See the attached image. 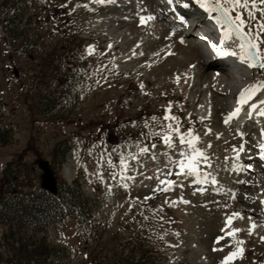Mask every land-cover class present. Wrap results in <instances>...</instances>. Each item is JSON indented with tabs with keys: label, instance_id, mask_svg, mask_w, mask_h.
Returning a JSON list of instances; mask_svg holds the SVG:
<instances>
[{
	"label": "rangeland",
	"instance_id": "rangeland-1",
	"mask_svg": "<svg viewBox=\"0 0 264 264\" xmlns=\"http://www.w3.org/2000/svg\"><path fill=\"white\" fill-rule=\"evenodd\" d=\"M5 1L0 0V203L10 201L15 192L20 207H25L27 197L20 191H40L43 172L38 161L46 159L59 182L75 186L92 200L96 221L70 215L53 224L41 217L34 220L31 214H0V264H17L18 245L31 248L42 243L50 250L46 264H219L231 249L213 248L225 243L218 245L216 237L222 235L232 203L237 204L236 211L242 207L246 214L244 208L258 211L264 195L263 180L252 202H245L237 193L240 186L233 187L238 178L231 166L234 160H225L232 156L231 146L242 142L237 130L244 131V140L251 144L249 148L245 144V149L254 153L252 136L264 127V117L257 128L249 122L244 128L223 122L232 90L226 94L213 89L218 83L222 90L233 85L228 72L214 73L204 53L186 37L183 43L177 35L169 39V30L161 27L170 25V16L158 13L157 22L140 25L137 13L147 11L145 0H113L103 5L92 0H25L23 14L24 20L30 19L29 26L19 25L12 35L1 22L6 16ZM148 1L150 11L155 10L156 0ZM186 21L170 28L185 32L192 19ZM200 30L195 25L186 36L192 40ZM87 45L95 46L96 53L81 59ZM137 54L143 56L137 59ZM256 77L254 72L252 78ZM169 103L171 113L181 120V131L192 127L199 135V146L212 162L211 167L202 163L201 168L216 176L223 192L213 191L210 184L202 185L207 189L203 194L195 191L200 185L177 177L175 168L164 167L159 140H145L141 135L146 131L144 121L153 115L162 117ZM207 103L211 104L207 114L197 113ZM136 139L155 142L152 151L157 159L146 155L142 163L134 162L135 178L126 181L128 189L120 186L125 181L119 177L113 180L106 167L105 181L112 185L111 191L85 173L84 165L89 173L96 170L101 151L96 148L89 156V146L98 143L112 149ZM249 161L253 167L245 172L264 179V171L257 167L261 161ZM157 168L173 172L167 177L176 181L171 191L153 194ZM228 189L235 190L234 200L225 194ZM181 195L189 203L179 202ZM147 196L151 199L145 201ZM166 200L176 201L175 206ZM237 228L243 229L237 238L244 241V252L233 264H264L262 235Z\"/></svg>",
	"mask_w": 264,
	"mask_h": 264
},
{
	"label": "snow or ice",
	"instance_id": "snow-or-ice-1",
	"mask_svg": "<svg viewBox=\"0 0 264 264\" xmlns=\"http://www.w3.org/2000/svg\"><path fill=\"white\" fill-rule=\"evenodd\" d=\"M92 2L103 5L113 2V0H92ZM167 4L172 5L173 0H167ZM190 5H195L202 10L213 23L214 29L218 32L217 41H213L207 36L201 37V39L207 42V45L216 57L235 58L239 63L246 65L248 69H257L260 73V76L253 82L239 90L235 107L225 115L223 122L230 124L234 118L240 115L244 106L248 107V118H252L253 115L257 118L264 117V0H181L180 6L184 9H189ZM79 6L77 5V7ZM83 7L88 8V4H84ZM137 15L139 17V23L142 26L155 20L153 14L145 16L137 13ZM177 18L182 21L184 20L182 15H178ZM172 35H175V29H173ZM180 41L183 43V37L180 38ZM108 47L110 48L111 45L109 44ZM95 53V46L87 45L81 59ZM168 54H171V52ZM154 55H158V53H154ZM179 80L180 77L177 76L176 82L179 83ZM140 87L143 89V84ZM258 94H261L262 98L254 100V97H257ZM171 108L172 105L169 103L165 107L162 117L153 115L148 120H145L144 128L146 131L141 135L145 140H159L164 149L162 153L165 157L164 167L167 169L175 168V175L177 177H183L184 179H188L192 184L200 185L195 191L203 194L207 189L202 185L210 184L213 186V191L218 193L223 192L224 189L219 186V181L216 176L201 168L202 163L211 167L212 162L203 148L199 146V135L195 133L192 127L181 131L183 127L181 120L171 113ZM200 119L203 120L205 117H200ZM208 131H211V129H208ZM237 134L241 137L242 142L239 146H231L232 156H226L225 160L233 159L234 162L231 165L232 170L241 172L252 169L253 166L251 163L246 165L241 163V154L246 151L250 152L251 149H245V144L247 143L244 140L245 133L237 130ZM260 136V141L254 146L259 149L257 155H259L261 161H264V127L260 129ZM217 137H219V133H217ZM156 147L157 144L155 142L145 144L141 139L125 141L123 144L112 149H106L102 144L94 143L86 149V152L91 156L93 150L96 148L101 149L95 161L96 170L89 173L87 165H84V171L87 175H94L100 183L105 184L107 189L111 191L112 185L107 184L105 181L104 169L106 167L108 169V175L113 180L119 177L120 180L125 181L120 186L128 189L130 185L126 181L135 178L134 162L142 163L141 157L146 155L150 159L156 160L155 152L152 151ZM208 147H211L210 143ZM132 149H135V151ZM114 155L116 156L115 160L113 159ZM251 158V156L248 157L249 160ZM77 163H80L79 159ZM156 172L159 174L155 177L158 183L152 190L153 194L158 191H171L176 181L167 179V177L172 175L173 172H163L160 168H157ZM161 175L165 178L162 179ZM151 178L149 177V179ZM237 183L245 184L249 182L237 180ZM160 185H164V187L161 188ZM183 186V184L180 185V187ZM261 191L264 192V189ZM225 194L229 195L233 200L236 198L234 189H228ZM149 199H151V196L144 197L145 201ZM178 199L179 202L184 204L189 203L182 195ZM245 199H250V197L245 194ZM165 203H169L170 206H175L176 201L166 200ZM259 203L264 208V197L260 199ZM224 207H228V205L225 204ZM152 211L155 213L157 209H152ZM159 211H163L162 206L159 207ZM238 218L243 219L242 213L232 212L225 214L224 226L221 228L222 235L216 237V243L218 245L221 241L225 243L221 247H214L213 251H223L224 247H229L231 250L222 257L219 264H233L234 261L243 257L244 249L242 245L244 241L237 238V234L242 229L233 227L234 220ZM144 219L147 220L148 217L145 216ZM159 219L162 220L163 217L160 216ZM248 219L250 221L248 232L251 234L257 225L252 221L251 217H248ZM261 240H264V237H261Z\"/></svg>",
	"mask_w": 264,
	"mask_h": 264
},
{
	"label": "trees",
	"instance_id": "trees-1",
	"mask_svg": "<svg viewBox=\"0 0 264 264\" xmlns=\"http://www.w3.org/2000/svg\"><path fill=\"white\" fill-rule=\"evenodd\" d=\"M16 6V7H15ZM6 16L2 24H5L6 31L9 34H14L19 25L24 27L29 26L30 19L24 20V8L26 7L25 0L15 4V0L5 1ZM12 10V13L10 11ZM9 12V13H8ZM8 14V15H7ZM13 197L9 200L1 201L0 214L15 216L25 214V216L32 215V219L36 220L41 217L48 223H58L63 221L67 216H75L78 219L93 218L92 200L89 197H84L79 193L78 189L64 182H58V191L52 194L46 190H22L20 195L27 197V205L25 207L18 203L15 199L17 195L15 192ZM17 264H46L50 257V250L44 243L35 245L31 248L28 244L18 245L16 248ZM136 264H146L142 261H136Z\"/></svg>",
	"mask_w": 264,
	"mask_h": 264
},
{
	"label": "bare ground",
	"instance_id": "bare-ground-1",
	"mask_svg": "<svg viewBox=\"0 0 264 264\" xmlns=\"http://www.w3.org/2000/svg\"><path fill=\"white\" fill-rule=\"evenodd\" d=\"M155 4H156V7H155V10L153 9V11H150V10H152V7H151V2L150 1H148V0H145V2H144V5L146 6L144 9H146L147 11H145V12H142V13H140V11H139V14L140 15H148V14H153L154 16L155 15H157L158 13H160V14H165V12L164 11H159V8H157V7H161L162 5H164L165 7H169V5L167 4V0L164 2V3H159V0H156L155 2H154ZM152 5H153V3H152ZM191 7V6H190ZM180 9H182L184 12L183 13H185L186 15H188L189 17L190 16H192V15H194L197 11H202V10H200L198 7H193V8H189V9H184L183 7H181L180 6ZM157 17L155 16V19H156ZM174 20V19H173ZM189 20V19H188ZM208 21H210V20H207V19H204V20H201V21H199L198 22V24H196L197 26H199L200 28H201V30L199 31V32H201L202 34H205V32H204V29H203V27H201L203 24H205V22H208ZM154 22H157L156 20H154V21H151V23H154ZM189 22V21H188ZM180 24H184V23H182L181 21H178V20H175V23L174 24H172V25H175V26H179ZM197 28V27H196ZM161 29H163V30H165V29H168L169 31H168V33H167V36H168V38L170 39L171 37H175L176 35H177V37H183V42H185V37H186V33H188V32H190V29L188 28V29H186V31L185 32H176L175 31V35H172V31H173V29L174 28H170V25H167V27L165 28V26H163L162 25V27H161ZM206 29V28H205ZM197 36V34H194V36ZM212 37H214L215 39H216V41H217V39H218V34L217 35H215V32L213 31L211 34H210ZM211 37V38H212ZM208 38L210 39V37L208 36ZM195 40V39H194ZM213 40V39H212ZM197 42V44H195V47H197V49H200L203 53H204V58H205V63L206 64H210V63H213L212 61H215V60H217L218 62H219V64L220 65H222L223 63H225V64H227V63H230L231 64V70H233L234 72L233 73H228V75L230 76V79L233 81L231 84H233L234 85V83H236L237 81H238V78L239 77H243V75L244 76H246L244 73L243 74H239V73H237V66H239L238 64L236 65V63H234V61L231 59V57H228V58H226V59H223V60H226L225 62H223V60H221V59H218L213 53H212V51H211V49L209 48V47H206V48H204V46H205V44H204V42L202 41V40H199V41H197V40H195V43ZM137 56V59H140L143 55L142 54H137L136 55ZM206 60L208 61L209 60V63H207L206 62ZM235 69H237V70H235ZM242 69V67H239V70H241ZM214 70H215V72H218V69H216V68H214ZM213 70V71H214ZM249 70V72L251 73V75L249 74V75H247L245 78H244V80L243 81H245V79L246 78H249V80L248 81H246L245 83L244 82H239V84L240 85H238V90L239 89H241V88H243L245 85H247V84H249V83H251V82H253L258 76H260V73H259V71L257 70V69H248ZM198 71H200V68H198ZM256 73L257 74V77L256 78H252V76H253V73ZM215 75H217V74H215ZM219 76H220V73L218 74ZM237 75V76H236ZM220 82V81H219ZM242 83H244V85L240 88V86H241V84ZM219 85H216V87H214V91H217V92H220V91H223L224 93H228V92H230L229 91V88H230V86L229 87H227L226 86V88H225V90H222V87H220V85H221V83H218ZM227 88H228V91H227ZM212 94H213V91H212ZM259 95V97H257V98H255L254 97V100H256V99H259V98H262L261 97V94H258ZM233 100H236V98H234ZM232 100V101H233ZM210 106V108H211V104L210 105H208V103H207V105H206V107L205 106H203V105H200L198 108H197V113H199V114H203V115H206L207 114V112H208V107ZM218 105H215V106H213V108L214 109H216V107H217ZM213 109V110H214ZM253 117H255V115H253ZM248 121V120H247ZM247 121H246V124H247ZM249 123H253V124H255L254 123V121H248ZM228 125V124H227ZM229 127H231V125H228ZM259 125H256L254 128H257ZM258 132H257V135L256 136H252V138H253V140H254V142H255V144L257 143V142H259L260 141V139H261V136H260V130H257ZM242 132H244L243 130H242ZM247 136H244V139L246 138ZM241 138V137H240ZM250 142L249 141H247V143H246V147H250ZM259 152V149L258 148H256V152H254V153H252V152H247L246 153V155H242L241 154V163L242 164H244V165H246L247 164V162H246V164H245V162L243 161V159H246V160H248V162L250 163L251 161H249V159H248V157L249 156H251L252 158H251V160H260L261 161V159H260V157H259V155H257V153ZM234 162V161H233ZM232 162V163H233ZM232 165V164H231ZM257 167L260 169H258L260 172L262 171H264V161H261V164H259V165H257ZM235 172V171H234ZM235 173H237V175H238V178L236 179V181L234 182V185H233V187L234 186H236V187H238V186H240L239 187V190L237 191V193H238V195L239 196H242L243 198H244V201L245 202H252V197H254L255 196V194L257 193V192H259L260 190H261V185H260V183L264 180L263 178H262V176L261 177H257V175L255 176V175H249V174H247V172H245V171H241V172H235ZM236 175V176H237ZM249 175V176H248ZM243 178H246V179H243ZM237 180H244V181H248L249 183H245V184H240V183H237ZM245 194H247L249 197H250V199H245ZM262 197H264V195H261L260 196V199L262 198ZM260 199H259V201H260ZM237 204H234V203H232V212H240V213H242V215H243V219H236V220H234V222H233V227H234V225L235 224H237V225H239L241 228H246L247 229V231H248V228L250 227V221H249V219H248V217H251L252 218V221H254L255 223H256V225H257V227L252 231V233L251 234H253V235H256V234H261L262 235V237L264 236V218L263 219H261V218H259V216H261V214L260 213H258V212H256V210H253L252 208H244L245 210H246V214H243V210H241V209H243L242 207H239V210H237L236 211V206ZM258 209H262L263 210V208H262V206L260 205V203H258ZM234 209V210H233ZM245 213V212H244ZM239 226H237V227H239ZM243 230V229H242ZM245 230V229H244ZM248 233V232H247ZM250 234V235H251Z\"/></svg>",
	"mask_w": 264,
	"mask_h": 264
},
{
	"label": "water",
	"instance_id": "water-1",
	"mask_svg": "<svg viewBox=\"0 0 264 264\" xmlns=\"http://www.w3.org/2000/svg\"><path fill=\"white\" fill-rule=\"evenodd\" d=\"M15 72L17 73L16 70ZM38 165L43 172L41 176V187L46 189L50 193H57L58 180L49 161L46 159H40L38 161Z\"/></svg>",
	"mask_w": 264,
	"mask_h": 264
}]
</instances>
